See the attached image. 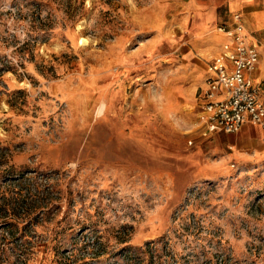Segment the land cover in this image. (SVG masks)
<instances>
[{"label":"rangeland","instance_id":"obj_1","mask_svg":"<svg viewBox=\"0 0 264 264\" xmlns=\"http://www.w3.org/2000/svg\"><path fill=\"white\" fill-rule=\"evenodd\" d=\"M188 6L0 0V264H264V157L203 135Z\"/></svg>","mask_w":264,"mask_h":264},{"label":"built area","instance_id":"obj_2","mask_svg":"<svg viewBox=\"0 0 264 264\" xmlns=\"http://www.w3.org/2000/svg\"><path fill=\"white\" fill-rule=\"evenodd\" d=\"M234 26L218 25L228 40L209 65L206 86L198 90L197 116L203 135L214 132L237 133L245 123L264 128V102L259 87L246 76L256 67L259 51L246 42L240 13H235Z\"/></svg>","mask_w":264,"mask_h":264},{"label":"crops","instance_id":"obj_3","mask_svg":"<svg viewBox=\"0 0 264 264\" xmlns=\"http://www.w3.org/2000/svg\"><path fill=\"white\" fill-rule=\"evenodd\" d=\"M188 7L189 20L187 23H190L194 38H201L200 49L210 56L219 54L223 43L228 40L227 35L218 30V25L232 28L234 14H241L246 42L254 44L259 51V61L256 67L247 71L246 76L259 87L260 99L264 102V0H189ZM217 37L222 39L219 43L210 42L211 39ZM204 84L206 85V81ZM201 87L203 86L196 90V101L198 90ZM221 133L222 131H217L213 135L220 136ZM225 135L234 139L230 147L244 148L246 154H251L253 157H264L263 127L245 123L239 132Z\"/></svg>","mask_w":264,"mask_h":264},{"label":"bare ground","instance_id":"obj_4","mask_svg":"<svg viewBox=\"0 0 264 264\" xmlns=\"http://www.w3.org/2000/svg\"><path fill=\"white\" fill-rule=\"evenodd\" d=\"M105 109V103H103L99 108V113H102Z\"/></svg>","mask_w":264,"mask_h":264}]
</instances>
